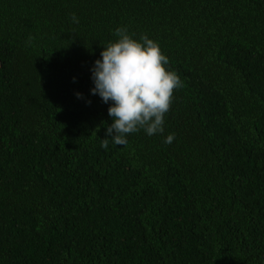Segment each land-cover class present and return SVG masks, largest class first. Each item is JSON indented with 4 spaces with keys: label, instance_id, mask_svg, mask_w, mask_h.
Listing matches in <instances>:
<instances>
[{
    "label": "trees",
    "instance_id": "obj_1",
    "mask_svg": "<svg viewBox=\"0 0 264 264\" xmlns=\"http://www.w3.org/2000/svg\"><path fill=\"white\" fill-rule=\"evenodd\" d=\"M118 27L182 87L104 149ZM0 264H264V0H0Z\"/></svg>",
    "mask_w": 264,
    "mask_h": 264
},
{
    "label": "clouds",
    "instance_id": "obj_2",
    "mask_svg": "<svg viewBox=\"0 0 264 264\" xmlns=\"http://www.w3.org/2000/svg\"><path fill=\"white\" fill-rule=\"evenodd\" d=\"M71 19L79 22L75 14ZM115 35L118 39L104 46L102 59H97L92 69V94H98L105 103L112 102L108 115L113 123L102 139L104 149L108 148V137L122 146L127 145L129 134L140 130L149 136L162 134L174 90L182 87L178 74L166 67L169 60L158 42L147 35L136 40L124 27H118ZM173 140L174 134H169L164 143L171 144Z\"/></svg>",
    "mask_w": 264,
    "mask_h": 264
}]
</instances>
